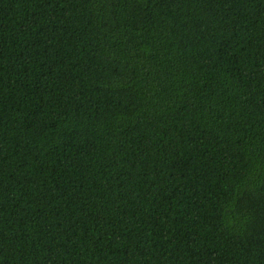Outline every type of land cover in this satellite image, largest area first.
Masks as SVG:
<instances>
[{
    "label": "trees",
    "instance_id": "trees-1",
    "mask_svg": "<svg viewBox=\"0 0 264 264\" xmlns=\"http://www.w3.org/2000/svg\"><path fill=\"white\" fill-rule=\"evenodd\" d=\"M0 264H264V0H0Z\"/></svg>",
    "mask_w": 264,
    "mask_h": 264
}]
</instances>
